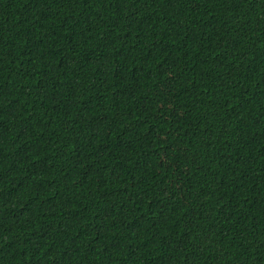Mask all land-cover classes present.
<instances>
[{"label": "trees", "instance_id": "16d2710c", "mask_svg": "<svg viewBox=\"0 0 264 264\" xmlns=\"http://www.w3.org/2000/svg\"><path fill=\"white\" fill-rule=\"evenodd\" d=\"M0 264H264V0H0Z\"/></svg>", "mask_w": 264, "mask_h": 264}]
</instances>
